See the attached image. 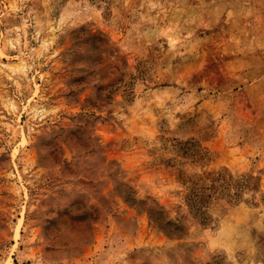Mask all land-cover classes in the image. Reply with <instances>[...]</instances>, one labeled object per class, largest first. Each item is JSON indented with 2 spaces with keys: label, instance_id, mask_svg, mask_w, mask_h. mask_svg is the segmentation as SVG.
<instances>
[{
  "label": "rangeland",
  "instance_id": "374dc122",
  "mask_svg": "<svg viewBox=\"0 0 264 264\" xmlns=\"http://www.w3.org/2000/svg\"><path fill=\"white\" fill-rule=\"evenodd\" d=\"M0 264H264V0H0Z\"/></svg>",
  "mask_w": 264,
  "mask_h": 264
},
{
  "label": "trees",
  "instance_id": "16d2710c",
  "mask_svg": "<svg viewBox=\"0 0 264 264\" xmlns=\"http://www.w3.org/2000/svg\"><path fill=\"white\" fill-rule=\"evenodd\" d=\"M130 78H134L131 76ZM131 79L127 80L121 75L116 83L113 84V90H117L123 86L125 98H129L131 94ZM189 150V147H186ZM203 155L200 157L202 159ZM180 181L186 184V193L184 199L193 220L202 225L211 222L210 208L219 199H227L231 203H236L241 199L242 191L247 187L248 182L244 179H236L226 173L218 171H204L195 176H188L186 173H180ZM150 221L166 236L181 237L184 234L182 223L177 220L166 221L162 217L156 216L152 208H147Z\"/></svg>",
  "mask_w": 264,
  "mask_h": 264
}]
</instances>
